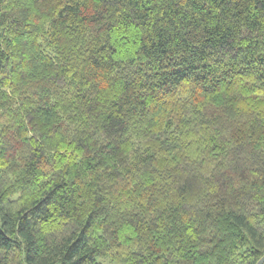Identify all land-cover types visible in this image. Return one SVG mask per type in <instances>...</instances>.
Segmentation results:
<instances>
[{"label": "trees", "instance_id": "16d2710c", "mask_svg": "<svg viewBox=\"0 0 264 264\" xmlns=\"http://www.w3.org/2000/svg\"><path fill=\"white\" fill-rule=\"evenodd\" d=\"M264 0H0V264H256Z\"/></svg>", "mask_w": 264, "mask_h": 264}, {"label": "water", "instance_id": "95a60500", "mask_svg": "<svg viewBox=\"0 0 264 264\" xmlns=\"http://www.w3.org/2000/svg\"><path fill=\"white\" fill-rule=\"evenodd\" d=\"M256 264H264V255L259 259Z\"/></svg>", "mask_w": 264, "mask_h": 264}, {"label": "rangeland", "instance_id": "374dc122", "mask_svg": "<svg viewBox=\"0 0 264 264\" xmlns=\"http://www.w3.org/2000/svg\"><path fill=\"white\" fill-rule=\"evenodd\" d=\"M106 263H107V264H118V263H116L115 261H110V260H107Z\"/></svg>", "mask_w": 264, "mask_h": 264}]
</instances>
